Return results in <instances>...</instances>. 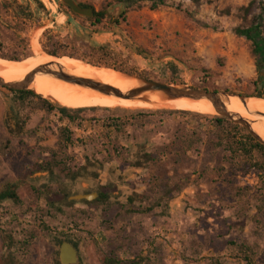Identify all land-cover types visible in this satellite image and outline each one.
Instances as JSON below:
<instances>
[{
    "label": "rangeland",
    "instance_id": "rangeland-1",
    "mask_svg": "<svg viewBox=\"0 0 264 264\" xmlns=\"http://www.w3.org/2000/svg\"><path fill=\"white\" fill-rule=\"evenodd\" d=\"M76 1L104 12L102 23L94 27L90 18L68 13L61 0H0V58L44 54L42 35L50 30L52 39L45 41L65 55L58 58L84 56L106 63L99 66L111 68H101L106 71L164 81L174 78L173 84L234 95H251L260 87L259 76L264 75L257 69L252 43L235 29L249 26L253 17L262 18L264 29V0H201L199 6L191 0H172L156 10H150L149 3L127 9L116 0ZM250 2L254 3L250 15H245L240 8ZM101 46L106 53L98 50ZM168 62L177 67L173 75L165 71ZM8 90L0 85V193L13 184L21 203L0 202V264L10 255L3 235L17 243L13 249L17 264H60L63 242L77 249L79 264H102L100 250L122 258L149 256L148 264H264V182L246 170L242 159H236L231 170L219 165L215 144L228 137L227 129L215 128L207 118L165 113L139 119L146 128L136 123L137 129H129L135 133L125 131L121 141L132 137L144 141V131L154 129L168 145L147 168H129L125 164L129 152L106 146L101 121L113 113L104 109H119L114 114L126 120L137 110L177 108L84 107L101 108L90 114L98 122L78 130L71 126L84 143L64 148L60 129L67 123L35 100L18 110ZM135 103L136 99L125 102ZM25 117L28 122L21 128L19 119ZM161 119L168 125L165 134ZM187 125L202 127L201 140L194 145ZM173 132L177 140L172 144ZM93 138L105 142H91ZM85 156L99 161L96 176L89 170L77 179L64 178L84 163ZM110 184L114 190L109 207L71 199L96 194L99 186ZM131 194L138 195L133 206L126 204ZM48 201H58L62 212L50 209ZM23 239L29 245L17 250Z\"/></svg>",
    "mask_w": 264,
    "mask_h": 264
},
{
    "label": "trees",
    "instance_id": "trees-1",
    "mask_svg": "<svg viewBox=\"0 0 264 264\" xmlns=\"http://www.w3.org/2000/svg\"><path fill=\"white\" fill-rule=\"evenodd\" d=\"M196 6H199L201 3V0H191ZM117 3L123 4L127 9H137L141 8L143 4L149 3L150 10H156L159 7L167 6L171 4L172 0H116ZM39 7L43 11H46L45 6L39 2ZM80 4V3H79ZM253 2H250L248 6L241 7L240 10L245 12V15H250L251 9L253 7ZM83 7H90L85 6L83 4H80ZM63 6V5H62ZM65 7V6H64ZM20 10L22 9V6L19 5ZM67 9V12L74 15L70 9ZM23 12H25L23 10ZM29 16V15H26ZM75 16V15H74ZM125 20V13L121 16ZM30 18V17H29ZM105 18L104 12H96L94 10V16L90 19H88L92 26H97L102 23L103 19ZM262 18L256 17L250 21L249 26L247 27H237L235 29V32L237 35L244 37L248 41L252 43L253 46V53L256 60V66L259 72L264 73V29L261 22ZM116 24H118V21H115ZM52 39V33L50 30H46L42 35L41 45L43 47V50L51 56L54 57H60L65 55H60L56 50L52 49L51 45H49L48 42ZM102 53H106L107 49L106 47H99L98 49ZM44 53L43 51H40ZM45 54V53H44ZM37 56V55H34ZM70 58L82 60L86 63H90L94 66H105L106 63L102 62H95L91 61L90 59L84 57V56H75V55H66ZM30 57V55H25L23 57H9L8 60H15L18 62L24 61L26 58ZM107 66V65H106ZM106 69V68H104ZM177 67L172 63L168 62L165 65V71H170L173 75L176 71ZM108 70V69H106ZM147 78V77H146ZM150 79V78H147ZM152 80H155L154 78H151ZM165 83H174L175 79L171 78L170 80H158ZM259 82L260 87H257V90L251 94H246L245 97H258L264 99V76H259ZM258 83H256V86ZM195 88L202 89V90H208L206 87L197 86ZM9 93L12 96V101L16 106H18V110H22L23 107L29 105L32 101L35 100V102L40 103V108L45 110L48 113H54L58 115V118L61 121H65L67 125L64 127H61L60 129V139L63 143L64 148H70L72 146H76L77 144H83L84 141L78 138L76 133L72 131L71 126H74L77 130L80 128H83L88 123L93 126L95 122H98V119L95 116H91L90 114L101 110L100 107H88V108H78V109H71L64 106H61L56 103H51L47 99H44L40 95H37L36 93L32 91H14V90H8ZM104 110L110 111L113 113V115H109L105 117L102 122V127L105 129V137L107 138V141H102L99 138H93L90 140L91 142H95L96 140L99 142H105L106 146H112V149L116 148V152H120V150L129 152L128 156H126V167L129 168H136V169H144L147 168L148 164H152L154 161H156L159 158V150L163 147L164 150H166V147L168 145V142L164 141V137H157L159 134L158 131H155L154 129H148V131H144V133L141 136H145L144 138L146 140L142 141V138H134L132 137L131 141L129 139L123 140L122 136L125 135V131H128L130 133H135V130L132 129L130 131L129 129L135 128L137 129L138 123L142 128H146L143 124V122L138 121L139 119L145 118L147 116H154L157 114H166L169 117H172L174 115L184 116L186 117H192V118H207L212 122V125L215 128H219L221 130H228L227 136H222L221 139H219L216 142V150L218 151V162L219 165L223 164L224 168L228 167L230 170L233 168L234 164L233 162L236 161V159H242L244 165L246 166L247 171H253L256 176H258V179H261L262 182H264V145L257 142L250 134H248L245 129L242 127L233 124L230 120L224 117H210V116H203L201 114H198L196 112H190V111H179V110H157V111H145V110H137L133 113V116L129 117L128 119H124L119 115H116L114 113L120 112L119 109H115L111 111L112 109L105 108ZM90 115V116H89ZM100 121V120H99ZM162 125V128L165 127V130L162 129V133L165 134L166 127L164 126L163 119L159 120ZM21 128L26 126V123L28 122V117L20 118L19 119ZM137 123V124H136ZM187 129V134L190 138V143L193 145L196 141L201 140V133H202V127L201 126H191L187 125L185 126ZM153 130V131H152ZM176 132L170 133L169 137H171V143H175L177 140L175 134ZM161 134V135H163ZM135 135V134H134ZM164 136V135H163ZM151 137V138H149ZM225 137V138H224ZM96 141V142H97ZM121 141V142H120ZM125 143V147H121V149L118 148V145L120 143ZM135 142V143H134ZM129 144V145H128ZM107 148V147H106ZM132 149H135V153H130ZM108 151V150H107ZM94 159V160H93ZM95 162H99L94 157H84V163L80 164L74 170L66 172L64 178H70V179H77L79 177H83L89 170H93L95 176L97 169ZM104 164V163H103ZM217 166L220 168V166ZM243 166V165H242ZM106 168L105 166H102ZM237 167V166H236ZM244 167V166H243ZM41 170H47L49 168H45L44 166H38ZM111 169V167H108ZM220 172H224V169L220 168ZM50 173H53V170L49 171ZM113 187L110 185H101L99 186L98 190H96L97 197L92 202H89L87 200H81L80 202L85 203L87 205L96 206V207H102L106 208L111 205V198L113 197ZM54 194V193H52ZM66 195V194H65ZM56 196V195H55ZM67 197V196H66ZM138 195L131 194L129 197H127L126 204L129 203L130 205H134L135 202H137ZM3 200H12L14 203H21V200L19 196L17 195V192L14 189L13 184H9L6 186V188L0 193V202ZM58 201H48V204H50V209H55L57 212H62L61 207L57 205ZM99 236L102 240L105 241L103 233H99ZM2 240L4 243V246L6 249L9 250L8 257L5 258V264H17V257H16V251L14 249V245H17V243L12 242V238L2 236ZM19 247L17 250L24 249L29 245V241H26V239H23L19 241ZM18 256V255H17ZM99 257L102 264H148L150 262L149 256H136V257H128V258H122L117 254L111 253L107 254L103 251H99Z\"/></svg>",
    "mask_w": 264,
    "mask_h": 264
},
{
    "label": "bare ground",
    "instance_id": "bare-ground-1",
    "mask_svg": "<svg viewBox=\"0 0 264 264\" xmlns=\"http://www.w3.org/2000/svg\"><path fill=\"white\" fill-rule=\"evenodd\" d=\"M0 58V76L6 82L21 81L36 67L46 63L60 64L64 70L70 74L96 79L104 84H108L126 92L133 87L139 85L136 79H132L122 75L120 72H111L104 69H99L91 65H87L80 60H75L69 57L55 58L50 55L42 54L40 56H32L22 62L15 60L14 63L6 64ZM115 71V70H114ZM30 88L37 94L43 97L52 98L60 105L71 108H84L92 105H105L106 107L138 106L142 108L148 107H166L177 108V110L193 111L200 114H216L212 104L207 100H163L160 94L151 95L144 94L141 98L148 99L143 101L136 99L135 104H125L127 99L118 98L114 96L103 95L93 89L74 85L53 76L38 74L35 76ZM224 103L228 110L240 114L246 119H257L252 123V128L264 139V99L258 97H251L246 99L247 105L245 106L238 98L233 96L224 97ZM124 103V104H123ZM120 104V105H118ZM130 108V107H129ZM260 113L258 116H255Z\"/></svg>",
    "mask_w": 264,
    "mask_h": 264
},
{
    "label": "water",
    "instance_id": "water-1",
    "mask_svg": "<svg viewBox=\"0 0 264 264\" xmlns=\"http://www.w3.org/2000/svg\"><path fill=\"white\" fill-rule=\"evenodd\" d=\"M61 3L64 6H66L68 9H70V11L78 17L92 18L94 16V9L92 7H83L76 0H61ZM55 58H58V57H55ZM85 64L91 65L89 63H85ZM91 66L97 67L99 69L106 68V67H98L94 65H91ZM106 69H111V68H106ZM120 73L126 77L136 79L139 82V85L131 88L130 90L126 92H122L120 89L114 86L108 85V84H104L96 79L86 78V77H81V76L70 74L66 72L60 64H56V63H46V64L36 67L30 73H28L24 77V79L21 81L6 82L0 76V85L9 90L32 91L36 93L33 89L30 88V84L33 82L36 75L44 74V75L53 76L57 79H60L62 81H65V82H68L74 85H79L82 87L93 89L103 95L114 96V97L123 98L127 100L141 99L146 102L148 101V99L141 98L142 95L144 94H151V95L160 94L163 100H170V101H176V100H182V99L195 100V101L207 100L212 104V106L214 107L216 111V114L214 115L227 118L234 124L243 127L247 131V133L250 134L257 142L264 145V139L252 128V123L256 122V120L246 119L242 117L240 114L228 110L223 100L224 97L233 96V97L238 98L246 106L247 105L246 99H249L251 97H245L242 95H234V94H230L226 92H215V91L202 90V89H198V88H195L189 85L173 84V83L170 84V83H165V82L158 81V80L145 79V78H140L137 76H131V75L124 74L122 72ZM262 75H264V73H262ZM37 95H40V94H37ZM40 96L43 97L42 95ZM43 98L47 99L48 101L52 103L59 104L57 101H55L52 98H47V97H43ZM259 114L260 113H257L255 116H258ZM96 197H97V194L95 193L94 194H81V195L73 196L71 197V199L92 201ZM59 261H60V264H79L80 260H79L77 249L71 243L63 242L60 247Z\"/></svg>",
    "mask_w": 264,
    "mask_h": 264
}]
</instances>
